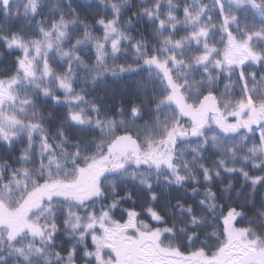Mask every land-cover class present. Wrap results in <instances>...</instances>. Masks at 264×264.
Returning a JSON list of instances; mask_svg holds the SVG:
<instances>
[{
	"label": "snow or ice",
	"instance_id": "6c2138e0",
	"mask_svg": "<svg viewBox=\"0 0 264 264\" xmlns=\"http://www.w3.org/2000/svg\"><path fill=\"white\" fill-rule=\"evenodd\" d=\"M109 6L89 23L75 7L70 16L56 9L44 18L39 0H0V55L14 54L11 71L0 73V145H24L14 161L0 160V264H36L34 256L43 264H264V220L254 226L242 207L209 187L205 194L214 202L175 203L193 225L210 219L211 231L178 229L142 170L166 168L181 185L189 176L180 170L176 145L210 139L220 155L216 168L199 165L205 182L223 169L239 172L252 191L264 189V71L258 78L249 68L264 66V47L257 46L264 44V0H145L139 13L152 22L156 42H132L133 63L118 62L131 37L120 27L121 3ZM145 69L141 92L153 75L158 80L151 123H137L144 116L139 103H121L109 115L87 95L86 85ZM222 72L235 73L238 94L217 95ZM55 105L62 106L58 115ZM240 148L259 172L227 165ZM114 174L139 176L147 198L117 195ZM62 231L76 240L57 249Z\"/></svg>",
	"mask_w": 264,
	"mask_h": 264
},
{
	"label": "trees",
	"instance_id": "16d2710c",
	"mask_svg": "<svg viewBox=\"0 0 264 264\" xmlns=\"http://www.w3.org/2000/svg\"><path fill=\"white\" fill-rule=\"evenodd\" d=\"M23 0H13V3H22ZM121 3L123 13L121 16V29L126 32L131 37V40L124 41V48L120 52L118 62L120 63H133L135 61L134 50L132 49V42L134 41H144L151 46L156 42V37L152 30V22L147 19L143 14L139 13V9L144 6L145 0H117ZM147 3H152V0H146ZM41 5V17L51 18L52 16L57 15L56 9H63L65 14L70 16V7H75L80 12L81 17L87 19L89 23L92 22L94 14H106L111 11L109 6V0H91L90 4L83 3V0H39ZM227 4V2H225ZM167 7V4L164 5ZM211 7V5H209ZM231 7V5H229ZM137 13L136 15H132ZM131 17L132 23L125 24L124 21ZM10 19V18H9ZM38 18H33V26L35 20ZM22 22V21H21ZM79 26H77L78 28ZM258 47H264V44L258 43ZM111 63V60H109ZM14 64V54L7 50L3 51V54L0 55V73L5 70L11 71L12 65ZM249 68L251 71H255L259 78V73L264 71V66L257 67L255 64H250ZM209 71L212 73H218L219 70L215 67L209 66ZM193 76L196 79H200L201 71L200 69H193ZM147 69L144 70V74L141 73H128L124 76L113 79L111 76L106 78L104 81H99L95 86L86 85L87 95L90 99H95V101L103 108L105 112L109 115L115 114L117 108L121 103L127 108L132 103L141 104L144 112L143 119L138 120V124H143L144 121L152 122L154 116V101L151 98V93L153 87L158 83L157 77L153 75L152 81L148 83L145 80V83H148V87L145 88L142 92L139 90L138 80L145 79ZM236 80V75L233 73L232 77L229 78L227 72H222L219 74V80L215 82V88L217 95L227 96L230 92L238 94L239 88L235 85L234 81ZM226 86H228L226 88ZM145 96L148 97L145 100ZM50 101H45V111L47 110V105L50 104ZM55 114H59L62 110L61 105L53 106ZM118 120L121 119L119 115L116 117ZM124 119H127V114L125 113ZM56 123L55 118L49 121V131L54 132L55 129L53 125ZM130 127L136 128V125H129ZM159 129H152V134L155 135L158 133ZM213 133L211 130L208 131L207 135L210 137ZM227 142V140H226ZM23 144L17 143L14 148L8 149L3 145H0V160L7 159L10 162L14 161L15 156L19 155ZM238 155L233 162V160L228 159L227 165L233 167H245L248 170L259 172V169H251V162H245L242 159L244 154L251 155L246 153L244 148H240ZM183 153V159L179 160L181 172L189 176L181 185H177L173 182V177L171 173L166 168H161L157 172L154 168L151 169H142L145 171L146 178L150 183L153 184L154 190L159 193V201L162 210L169 217L171 221H174L177 228H187L189 230H200L206 229L211 231L210 219L198 221L196 225H193L186 213H182L180 209L176 206V200L179 199L185 206H197L199 200L208 201L206 197V190L211 187L212 191L217 193V195L225 202L231 203L233 205L242 207L246 212V218H252L254 226H259L264 217H261L260 213L264 212V189H261L259 186L256 187L255 191H252V186L249 182L245 181L243 176L239 172L227 173L223 169H219L221 175L216 176L215 172H212L213 181L211 184L205 182L200 175L201 170L199 165L204 163L209 169L218 167L217 158L220 153L218 150L213 147L211 140L207 145L202 144V139H183L176 145L177 157L181 156ZM200 153L201 155H197ZM195 157V159H193ZM188 161V166L192 169L191 175L188 173V169L185 168L184 161ZM191 176H196L197 179L193 180ZM167 177V179H165ZM114 180L117 195H122L126 191H131L132 194L141 201L145 200L146 193L144 187L139 182V176L136 179H133L131 176L124 174H114L112 177ZM230 185V187H229ZM196 188L197 191L193 193L191 189ZM106 191L109 195L112 194L111 184L106 186ZM106 202V201H104ZM100 206V203H97V207ZM44 222V218L41 217V223ZM69 231H71L69 229ZM63 243L60 240L57 241L56 248L62 249L65 244L73 243L76 240L75 236H66L62 231L58 234ZM203 238V237H202ZM9 259H14L9 257ZM36 264H43V260L40 257L32 258Z\"/></svg>",
	"mask_w": 264,
	"mask_h": 264
},
{
	"label": "rangeland",
	"instance_id": "374dc122",
	"mask_svg": "<svg viewBox=\"0 0 264 264\" xmlns=\"http://www.w3.org/2000/svg\"><path fill=\"white\" fill-rule=\"evenodd\" d=\"M206 2H207V0H206ZM225 2H227V0H225ZM209 5H211V3H209ZM230 120H231V118H229Z\"/></svg>",
	"mask_w": 264,
	"mask_h": 264
}]
</instances>
